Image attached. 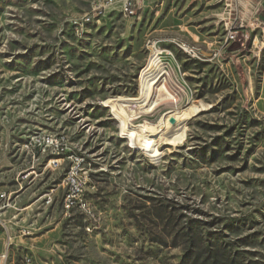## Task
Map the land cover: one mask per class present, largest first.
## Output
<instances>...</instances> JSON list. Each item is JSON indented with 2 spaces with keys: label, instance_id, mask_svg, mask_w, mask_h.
I'll return each instance as SVG.
<instances>
[{
  "label": "rangeland",
  "instance_id": "374dc122",
  "mask_svg": "<svg viewBox=\"0 0 264 264\" xmlns=\"http://www.w3.org/2000/svg\"><path fill=\"white\" fill-rule=\"evenodd\" d=\"M123 1L0 0V169H24L34 135L64 137L89 163L96 219L90 232L68 221L58 191L55 223L11 244L10 261L190 264L219 247L264 264V35L225 43L211 0H150L134 17ZM173 38L215 56L175 51L162 77L146 42ZM138 125L156 135L148 147ZM45 173L47 189L62 178Z\"/></svg>",
  "mask_w": 264,
  "mask_h": 264
},
{
  "label": "crops",
  "instance_id": "0c3cea01",
  "mask_svg": "<svg viewBox=\"0 0 264 264\" xmlns=\"http://www.w3.org/2000/svg\"><path fill=\"white\" fill-rule=\"evenodd\" d=\"M210 4L212 5L207 7L208 13L223 22L226 34L230 31L238 34L241 30L246 36L264 35V0H211ZM177 40L179 39H170L169 43ZM201 50L206 56L211 54ZM29 157L24 169L21 166L16 169H0V193L9 198V206L0 207V252L4 249L7 238L10 245L23 240H35L43 228L51 226L56 220L52 213L55 210L57 192L61 191V180L57 184L53 183L55 179L51 180L50 188L47 189L48 179L44 181L46 171L42 169L45 156L37 152L35 160L31 159V155ZM50 173L51 179L53 175L60 174V171ZM49 190H54L56 198L52 205H45L44 194ZM2 204L4 201L0 200V205Z\"/></svg>",
  "mask_w": 264,
  "mask_h": 264
},
{
  "label": "built area",
  "instance_id": "2783aa9c",
  "mask_svg": "<svg viewBox=\"0 0 264 264\" xmlns=\"http://www.w3.org/2000/svg\"><path fill=\"white\" fill-rule=\"evenodd\" d=\"M150 0H124L121 4V12L127 17H134L136 13L144 8ZM101 8L96 7L92 15H86L81 22L86 20H99L101 16ZM236 32L230 31L225 35L224 42L230 43L236 38ZM171 47L160 50L157 41L148 40L146 47L151 58L161 60L162 77L168 72L170 64L169 60L173 59L174 52L188 53L189 57L194 61L204 62L207 59L214 58L215 55L204 53L200 48L186 41L177 40L170 43ZM24 148L31 153V159L35 160V154L39 152L46 158L43 161L42 169L48 172L60 171L61 178V209L65 218L69 219L70 215L79 214L83 217L85 231L90 232L93 229L92 222L95 217H91V207L86 200V183L87 171L89 163L81 153L72 152L65 138L62 136H54L50 134L34 135L25 145ZM63 170H70V179H63ZM27 176V174L25 175ZM24 176V177H25ZM23 177V178H24ZM54 190H49L44 194V204L52 205L55 201ZM0 200L4 204L1 208L9 206V198L4 193H0ZM10 242L7 238L4 243V249L0 252V264H15L9 259ZM20 264H36L31 254H25L20 260Z\"/></svg>",
  "mask_w": 264,
  "mask_h": 264
},
{
  "label": "bare ground",
  "instance_id": "6f19581e",
  "mask_svg": "<svg viewBox=\"0 0 264 264\" xmlns=\"http://www.w3.org/2000/svg\"><path fill=\"white\" fill-rule=\"evenodd\" d=\"M91 20H86V23L90 22ZM184 55L189 59V60H194L193 58L189 57V54L188 53H184ZM185 114V113H184ZM186 115V114H185ZM180 116V114H172V115H169L168 117H166L165 119L161 118L159 121H158V127H161V126H166V123L171 124L172 122H174V120L178 119ZM157 127V128H158ZM156 128V130H157ZM138 130L141 131V133L143 134V138H144V143L145 145L148 147L152 142L153 140L155 139L156 135L152 133V128H149L148 126L146 125H138L137 127ZM154 131V129H153ZM157 133V132H155ZM160 134V133H158ZM157 134V135H158ZM63 179H70V170H65L64 172V176H63ZM91 217H93V214L91 213Z\"/></svg>",
  "mask_w": 264,
  "mask_h": 264
},
{
  "label": "trees",
  "instance_id": "16d2710c",
  "mask_svg": "<svg viewBox=\"0 0 264 264\" xmlns=\"http://www.w3.org/2000/svg\"><path fill=\"white\" fill-rule=\"evenodd\" d=\"M212 255L214 256L202 260H200V257H198L197 255H191L189 257L190 264H238L235 260H231L228 262V259L224 257L219 247L215 248V253H213Z\"/></svg>",
  "mask_w": 264,
  "mask_h": 264
}]
</instances>
